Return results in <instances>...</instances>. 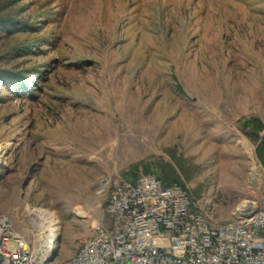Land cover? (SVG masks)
<instances>
[{"label": "rangeland", "instance_id": "obj_1", "mask_svg": "<svg viewBox=\"0 0 264 264\" xmlns=\"http://www.w3.org/2000/svg\"><path fill=\"white\" fill-rule=\"evenodd\" d=\"M0 69L31 77L30 93L0 85V213L22 234L43 215L51 264L92 233L98 183L142 163L179 160L216 222L264 201L240 131L264 125V0H0Z\"/></svg>", "mask_w": 264, "mask_h": 264}, {"label": "built area", "instance_id": "obj_2", "mask_svg": "<svg viewBox=\"0 0 264 264\" xmlns=\"http://www.w3.org/2000/svg\"><path fill=\"white\" fill-rule=\"evenodd\" d=\"M94 194L102 204L91 237L58 264H264V201L239 204L221 223L196 209L185 188L153 176L104 178ZM39 236L32 223L22 234L0 213V264H51Z\"/></svg>", "mask_w": 264, "mask_h": 264}, {"label": "trees", "instance_id": "obj_3", "mask_svg": "<svg viewBox=\"0 0 264 264\" xmlns=\"http://www.w3.org/2000/svg\"><path fill=\"white\" fill-rule=\"evenodd\" d=\"M19 29L23 31V25L19 24ZM2 30L9 32L12 29L11 25H3ZM30 76L22 75L21 73H17L11 70L0 69V85L5 86L9 89H13L20 92L30 93L29 90V81ZM240 131L243 136H245L249 141H251L255 145V156L264 170V125L261 121L256 118H250L248 120H244L240 123ZM174 158V157H173ZM175 163L167 164V163H159L154 165L149 164H140L138 166L142 167L143 173L147 176L154 175L155 178L161 181L163 186L170 187L173 185H178L184 188L182 184L181 177L178 174L180 169L179 160L173 159ZM181 162V160H180ZM138 167L134 166L131 168L130 172L132 174L126 175L125 178L131 175L134 176V173L137 172ZM180 169V170H179ZM181 173V174H182ZM135 177V176H134ZM188 179V178H187Z\"/></svg>", "mask_w": 264, "mask_h": 264}, {"label": "bare ground", "instance_id": "obj_4", "mask_svg": "<svg viewBox=\"0 0 264 264\" xmlns=\"http://www.w3.org/2000/svg\"><path fill=\"white\" fill-rule=\"evenodd\" d=\"M30 215H31V219L35 224H33L32 222L31 223L39 231V234L40 232L41 234H45V235L40 234V236H42L43 238V240H41L42 241L41 244L46 246L49 250L55 252L57 248L56 242L59 238L53 233L51 227L48 226V223H46V221L44 220L43 215H39L38 213L32 211L30 212ZM40 236H39V241H40ZM53 237L56 239L55 243L54 241L53 243L51 241Z\"/></svg>", "mask_w": 264, "mask_h": 264}, {"label": "water", "instance_id": "obj_5", "mask_svg": "<svg viewBox=\"0 0 264 264\" xmlns=\"http://www.w3.org/2000/svg\"><path fill=\"white\" fill-rule=\"evenodd\" d=\"M251 216H252V214H250V215H245L244 218L249 219ZM58 241H59V240H58ZM54 253H55V252H53V254H52L50 260L53 258ZM50 260H49V262H50Z\"/></svg>", "mask_w": 264, "mask_h": 264}, {"label": "crops", "instance_id": "obj_6", "mask_svg": "<svg viewBox=\"0 0 264 264\" xmlns=\"http://www.w3.org/2000/svg\"><path fill=\"white\" fill-rule=\"evenodd\" d=\"M93 224H94V222L92 223V226H93ZM92 226H91V227H92ZM91 235H92V233L89 235V238L91 237ZM69 259H70V258H69ZM67 260H68V259H67Z\"/></svg>", "mask_w": 264, "mask_h": 264}]
</instances>
